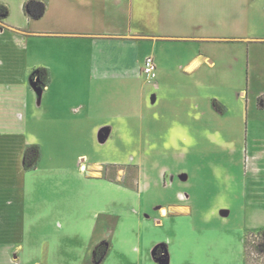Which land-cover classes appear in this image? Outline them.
I'll use <instances>...</instances> for the list:
<instances>
[{"label": "rangeland", "instance_id": "rangeland-1", "mask_svg": "<svg viewBox=\"0 0 264 264\" xmlns=\"http://www.w3.org/2000/svg\"><path fill=\"white\" fill-rule=\"evenodd\" d=\"M18 1L7 0L8 4L3 5L7 14L0 17L9 14L4 22L24 25ZM32 3L33 15L28 13L30 19L26 20L31 24L27 30L36 31V13L42 2ZM196 4L209 10V17L198 18L197 13L187 11ZM166 9L168 15L180 17L179 22L184 17L198 18L199 23L210 19L206 28L213 39L209 45L196 44V48L201 44L209 49L214 65L203 64L191 74L183 69L186 63H163L162 59L171 60L172 49L180 47L185 50L184 55L180 56L178 50L171 55L177 53L174 61L186 62V47H192L193 42L158 39L155 46V40L146 37L137 41L132 58L144 61L146 56H152L159 76L147 81L143 73L139 76L133 70L134 76L129 69V75L111 74L104 79L93 77L89 63L70 62L74 40L65 36L25 37L23 44L28 40V45L22 50L8 41L12 52L6 69L19 70L23 86L34 81L35 71L41 68L39 62L49 58L56 62L50 63L48 73L49 79L52 76L56 81L44 96L43 105L37 107L36 94L28 91L16 122L27 144L36 145L37 141L44 146L41 168L80 164L86 168L81 166L82 172H91L98 164L104 168L105 178L118 177L122 185L135 187L137 199L132 194L120 201L124 226L116 234L103 264H167L165 249H152V262L144 255L147 247L160 243L161 236L169 245L170 264H238L235 242L240 233L264 228V0H169ZM47 19L42 22L46 31L50 27ZM138 22L141 24L140 19ZM135 26L146 32L151 29L148 24ZM168 47L172 49L166 54ZM137 66L143 67V62ZM73 76L79 77L78 81L72 80ZM152 94L156 95L154 103L150 101ZM63 101L72 107L75 103L86 105V109L80 114L75 109L71 110L73 115L64 113ZM103 127L106 134L107 127L112 130L109 137L100 141ZM179 172L187 173V181H180ZM21 182L28 187L27 178ZM31 183L36 198V175ZM179 195L181 201L176 198ZM177 202L186 204L191 214L176 218L170 211L173 219L169 220V228H159L157 232L131 223L139 215L157 216L156 208ZM128 205L138 213L124 214ZM31 209L36 211V203L28 201L26 213ZM223 209H228V216L221 214ZM213 230L217 232L207 233ZM28 231L31 234L22 245L24 250L36 247V228ZM220 237L227 242L223 250L219 249L224 243ZM71 239L72 243L63 247L64 251L58 250V257L50 261L94 264L90 253L82 260L75 246L77 238L71 235ZM257 239L255 234L246 237L252 245ZM133 242L139 253H133ZM250 246H246V252L244 249L243 264H264V255H258ZM7 249L0 247V264H36V259H16L21 256L18 253L11 258ZM61 253H67L68 258ZM42 264L48 263L43 260Z\"/></svg>", "mask_w": 264, "mask_h": 264}, {"label": "crops", "instance_id": "crops-1", "mask_svg": "<svg viewBox=\"0 0 264 264\" xmlns=\"http://www.w3.org/2000/svg\"><path fill=\"white\" fill-rule=\"evenodd\" d=\"M6 1L0 0V4L6 6L8 4ZM162 1L164 0H36V2H42L44 7L42 15L36 18V31L27 30L30 28L31 22L26 20L29 16L24 10V5L32 3V0L17 2L18 9L24 17V25L11 22L12 25L8 24V21L4 22L9 14L6 18L0 17V247L6 246L9 251L8 256L11 258H16L13 255L18 253L21 256L16 259H36V264H42V261L45 260V263L47 261L48 264H53L50 260L58 257V250L64 251V248L72 243L71 235H74L77 238L75 246L78 247L77 251L82 256V260L87 259L88 254L91 255L98 244L107 240L108 250L104 260L100 263L103 264L109 257L111 246L116 240V234H120L124 226L121 222L123 213L121 214L120 201L124 197L130 198L132 194L134 199H137L138 192L135 187L122 185L118 177L105 178L104 168L98 164H94L97 169L91 172H82L80 167L83 165L80 164L41 168L40 162L44 157L42 153L45 148L37 141L36 146L39 144L41 156L36 170L25 171L23 169V153L29 144L25 142L24 136L21 135L22 131L16 122L18 111L22 105L24 106V98L28 91L36 94V106L41 108L43 100H45L44 96L56 80L51 76L49 83L41 90L37 85L38 77H33V82L28 81V84L23 86L24 81L20 79L21 72L13 68L6 69L8 64L6 61L12 52L9 47L10 42L17 50H22L28 45V40L26 45L23 44L25 37L35 35L39 37L65 36L74 40L73 49L70 50L72 56L70 62L89 63L93 77H104V79L111 74L124 77V74L129 75L126 73L130 70L132 73L133 70L136 71L137 75L141 76L142 66L135 68V65L143 61H136L132 57L138 46L137 41L146 37L151 41L154 39L153 45L155 46L158 39H170L182 44L193 42L192 47H186L189 55L186 62L174 61L175 58H178V54L180 56L185 54L183 47L180 49L168 47L166 54L172 49L170 51L171 60L162 59L163 63H186L183 69L191 74L199 70L203 64L214 65L216 62L210 56L209 49L202 47L201 44L196 48V44H208L209 40L213 39L206 28L210 19L205 21L207 24L199 23L200 19H198L209 17L207 14L209 10L204 11L197 4L190 5L187 11L192 12V15L197 13V20L183 16L184 18L179 22L180 17L171 16L165 12L169 0L164 3ZM46 19L50 25L47 31L42 27V22ZM51 19L53 22L49 21ZM138 19L141 20V24H148L151 29L145 28L149 29L146 32L147 30L136 28L135 25H141ZM163 20L166 21L163 23ZM167 20H173V22L169 23ZM82 42L84 43L80 46L79 44ZM78 48L81 49L78 50ZM173 50H178V54L171 55ZM46 61L39 62L41 63L40 67L49 71L50 63L56 62L50 58ZM35 70L36 68L33 71ZM133 75L136 76L135 73ZM157 76L159 75L156 74ZM78 78L73 76L72 80L78 81ZM146 80L152 81L147 78ZM35 82L36 86L33 85ZM64 83L67 84V82ZM51 98L49 97V100ZM63 99L66 100V96H63ZM155 99L156 95L152 94L151 103H154ZM64 102L61 107L64 113L70 115H73L72 109H75L76 114H80L82 110L86 109V105L77 106L79 103H75L76 106L72 107L68 101L65 104ZM67 106L69 107L66 108ZM11 116L13 117L12 121ZM104 128L99 134L100 141L111 134V127H107V134ZM35 175L36 198L31 183ZM177 177L181 182L188 179L185 172L177 173ZM24 178L28 180V187L21 182ZM170 178L172 180L174 175H170ZM43 186L46 187L43 188ZM176 198L179 201L182 200L181 195ZM28 201L33 205L36 203V211L31 209L26 213L25 205ZM131 208V205H128L124 214L138 213ZM156 210L157 216L142 215L140 217V215H135L137 217L131 223H134V227L135 225L145 226L144 228L150 227L151 230L158 232L159 228H169V220L173 219L169 217L170 211L176 218H186L191 214L189 207L179 202L159 206ZM220 211L222 215H229L228 209ZM160 212L163 215L166 213V215L162 216ZM185 212L187 213L185 214ZM4 223H7L8 226L6 225V227ZM29 228H36V247L24 250L22 245L27 242V237L31 234L28 231ZM128 230L130 231V229ZM215 232L217 230L207 233ZM219 233L223 234V232ZM245 234L244 231L240 233L238 241L235 242L238 264L244 263ZM220 238L224 242V238ZM47 244L51 245L49 249ZM131 244L133 253H139L137 243ZM223 244L227 245V242L219 245L220 250L224 249ZM155 247H162L166 250V254H163L167 255V264H170L172 259L169 245L164 243L162 236L159 244L147 247L144 253L145 258L152 262L150 251ZM229 250L231 251V249ZM61 254L62 257L68 258L67 253ZM8 256L5 255L4 258L7 259ZM210 258L213 259L212 254ZM152 264L154 263L152 262ZM221 264L226 263L222 261Z\"/></svg>", "mask_w": 264, "mask_h": 264}, {"label": "trees", "instance_id": "trees-1", "mask_svg": "<svg viewBox=\"0 0 264 264\" xmlns=\"http://www.w3.org/2000/svg\"><path fill=\"white\" fill-rule=\"evenodd\" d=\"M32 5H33V3H27L24 5L25 12L29 13L30 16L33 15V13L31 12V7H30ZM39 6H40V8H39L38 12L36 13V18L41 16L43 13V10H44L43 5H39ZM36 7H37V5H36ZM3 14L4 15L7 14V9H6V7H4L3 5L0 4V15H3ZM48 73H49V71L47 69L38 68L33 75L34 78H36V77L39 78V82L37 85L41 89H43L49 83V74ZM39 159H40V148H39V146H36V145L27 146L25 148V151L23 154V160H22L24 170L30 171V170L34 169L36 167ZM252 234H255V237L256 236L258 237V239L256 241H254L253 245L249 244L246 241V237L248 235H252ZM246 246H250L251 248L253 247L255 249L254 251H256L258 255H264V229L261 228V229L257 230L256 232L246 233L245 239H244L245 252H246ZM159 248L162 249V247H158L157 249H155V252H157L159 250ZM107 250H108V244L107 243H100L94 248L93 253H92L94 264H100L104 260L106 253H107Z\"/></svg>", "mask_w": 264, "mask_h": 264}, {"label": "built area", "instance_id": "built-area-1", "mask_svg": "<svg viewBox=\"0 0 264 264\" xmlns=\"http://www.w3.org/2000/svg\"><path fill=\"white\" fill-rule=\"evenodd\" d=\"M142 73L149 80H153L156 77V67L152 56H146L143 61Z\"/></svg>", "mask_w": 264, "mask_h": 264}, {"label": "water", "instance_id": "water-1", "mask_svg": "<svg viewBox=\"0 0 264 264\" xmlns=\"http://www.w3.org/2000/svg\"><path fill=\"white\" fill-rule=\"evenodd\" d=\"M34 86H36V82L33 84ZM38 89L41 90V88L38 86ZM82 168H84V166H82ZM155 251V250H154ZM154 253V252H153ZM155 254V253H154ZM167 261V260H166Z\"/></svg>", "mask_w": 264, "mask_h": 264}, {"label": "flooded vegetation", "instance_id": "flooded-vegetation-1", "mask_svg": "<svg viewBox=\"0 0 264 264\" xmlns=\"http://www.w3.org/2000/svg\"><path fill=\"white\" fill-rule=\"evenodd\" d=\"M155 250V249H154ZM155 252V251H154Z\"/></svg>", "mask_w": 264, "mask_h": 264}]
</instances>
